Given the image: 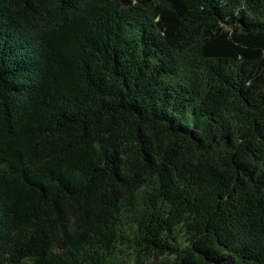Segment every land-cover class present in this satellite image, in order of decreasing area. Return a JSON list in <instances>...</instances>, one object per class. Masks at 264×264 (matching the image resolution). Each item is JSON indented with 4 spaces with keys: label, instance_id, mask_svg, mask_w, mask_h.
Listing matches in <instances>:
<instances>
[{
    "label": "trees",
    "instance_id": "obj_1",
    "mask_svg": "<svg viewBox=\"0 0 264 264\" xmlns=\"http://www.w3.org/2000/svg\"><path fill=\"white\" fill-rule=\"evenodd\" d=\"M0 264H264V0H0Z\"/></svg>",
    "mask_w": 264,
    "mask_h": 264
}]
</instances>
